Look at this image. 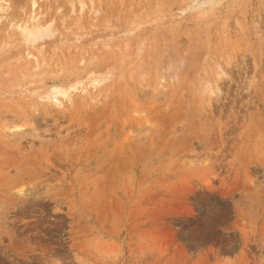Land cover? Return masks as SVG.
I'll return each instance as SVG.
<instances>
[{
  "label": "rangeland",
  "instance_id": "374dc122",
  "mask_svg": "<svg viewBox=\"0 0 264 264\" xmlns=\"http://www.w3.org/2000/svg\"><path fill=\"white\" fill-rule=\"evenodd\" d=\"M0 4V264H264V0Z\"/></svg>",
  "mask_w": 264,
  "mask_h": 264
},
{
  "label": "bare ground",
  "instance_id": "6f19581e",
  "mask_svg": "<svg viewBox=\"0 0 264 264\" xmlns=\"http://www.w3.org/2000/svg\"><path fill=\"white\" fill-rule=\"evenodd\" d=\"M6 11V8L4 5L0 4V19L4 15ZM24 35L28 37V39L33 40L35 38H38L43 33V28L41 25L36 24L32 28L25 29L23 31Z\"/></svg>",
  "mask_w": 264,
  "mask_h": 264
}]
</instances>
